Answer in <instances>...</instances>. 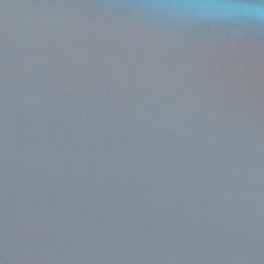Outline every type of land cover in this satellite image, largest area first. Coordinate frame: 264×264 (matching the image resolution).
I'll list each match as a JSON object with an SVG mask.
<instances>
[{"label":"water","instance_id":"obj_1","mask_svg":"<svg viewBox=\"0 0 264 264\" xmlns=\"http://www.w3.org/2000/svg\"><path fill=\"white\" fill-rule=\"evenodd\" d=\"M0 0V264H264V25Z\"/></svg>","mask_w":264,"mask_h":264},{"label":"clouds","instance_id":"obj_2","mask_svg":"<svg viewBox=\"0 0 264 264\" xmlns=\"http://www.w3.org/2000/svg\"><path fill=\"white\" fill-rule=\"evenodd\" d=\"M138 6L197 19L264 25V0H159Z\"/></svg>","mask_w":264,"mask_h":264}]
</instances>
